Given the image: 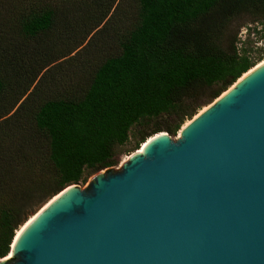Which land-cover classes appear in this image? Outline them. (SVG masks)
I'll use <instances>...</instances> for the list:
<instances>
[{"label": "trees", "instance_id": "16d2710c", "mask_svg": "<svg viewBox=\"0 0 264 264\" xmlns=\"http://www.w3.org/2000/svg\"><path fill=\"white\" fill-rule=\"evenodd\" d=\"M116 1L10 0L0 8V259L32 202L43 206L66 187L116 167L118 149L132 138L134 152L159 132L174 136L264 59L263 53L250 60L241 27L230 32L241 16L264 30V0H135L136 26L84 92L29 111L38 76L75 49L39 64L30 42L67 28L76 33L66 23L86 10L80 45L108 23Z\"/></svg>", "mask_w": 264, "mask_h": 264}, {"label": "water", "instance_id": "95a60500", "mask_svg": "<svg viewBox=\"0 0 264 264\" xmlns=\"http://www.w3.org/2000/svg\"><path fill=\"white\" fill-rule=\"evenodd\" d=\"M65 189L1 264H264V67L180 139Z\"/></svg>", "mask_w": 264, "mask_h": 264}, {"label": "rangeland", "instance_id": "374dc122", "mask_svg": "<svg viewBox=\"0 0 264 264\" xmlns=\"http://www.w3.org/2000/svg\"><path fill=\"white\" fill-rule=\"evenodd\" d=\"M5 1L10 2V0H0V8L5 5ZM117 2L118 0L115 5ZM135 5V0H121L117 8H113L109 14L111 18L108 23H105L107 21L105 20L103 24H101L95 32L87 36L80 45H77V42L84 37L83 27L85 22H89V19H84L86 17V10L79 11L66 23V26L72 29L77 26V28L74 29L76 33H71L72 30H68L67 28L61 31L62 34L64 33L62 36L56 35L32 40V42H30L31 47L36 53L33 59L39 64L41 62H49L62 52H66V55L71 47L75 49L72 50L70 55L61 59L57 58V61L49 67L50 70L45 76H42V78V74L38 76L34 85L28 92L29 94L34 90L30 100L29 111H34L46 99L79 97L89 85L91 78L100 64L108 57L118 53L122 38L136 26ZM20 7L21 6L17 7V10L20 9ZM1 15L4 17L3 13H1ZM239 28L243 31H240L238 35L240 40L244 42L242 47L249 53L250 60L255 63L264 53V30L260 25L252 23L248 16H241L235 20L231 26V34H234ZM246 28L251 29L252 34L250 36L246 35ZM255 28L256 30L254 31ZM40 78L42 81L37 85ZM24 99L25 98H23V100ZM23 100H21V102ZM200 109L196 110L195 115ZM26 110H28V107H26L25 111ZM187 120L190 119H186L184 123ZM179 131L174 136L165 133L172 141H176ZM146 132H148V130ZM135 144L136 140L132 138L126 146L118 149L119 163L116 167L100 171L92 175L85 184L82 183L77 186L85 191L97 175L121 170V163L135 148ZM37 204V202L31 203L27 212L30 214L28 217H31L42 207Z\"/></svg>", "mask_w": 264, "mask_h": 264}, {"label": "bare ground", "instance_id": "6f19581e", "mask_svg": "<svg viewBox=\"0 0 264 264\" xmlns=\"http://www.w3.org/2000/svg\"><path fill=\"white\" fill-rule=\"evenodd\" d=\"M264 67V59L262 61H260L259 63H257L252 69H250L248 72H246L245 74L242 75L241 78H239L237 80L236 83H234L231 87H229L225 92H223L218 98H216L211 104H209L208 106L203 107L202 109H200L198 111V113L196 115L193 116L192 119L187 120L181 127L179 133H178V137L177 139H180L183 134L185 133V131L195 122L197 121L201 116H203L205 113H207L213 106H215L216 104H218L221 100H223L229 93H231L237 86H239L243 81H245L247 78H249L250 76H252L253 74H255L258 70H260L261 68ZM168 135L165 132H159L151 137H149L143 144H141V146L139 147V149H137L136 151L130 153L129 155L126 156L125 160L121 163H125L128 162L133 156L134 154L142 149L143 147L147 146L148 144L155 142L159 139H163V138H167ZM67 189H65L64 191H62L61 193H59L58 195L54 196L53 198H51L48 202H46V204H44L38 211L37 213H35V215L29 217V219L19 228V230L16 232L15 237L13 239V242L11 244L10 247V252L9 254L5 257L0 259V264L7 261L10 257H12L13 252H14V248L16 245L17 240L21 237V235L26 231V229L31 225V223L36 219V217L41 213V211L46 207V205H48L50 202H52L53 200H55L56 198H58L59 196H61V194H63Z\"/></svg>", "mask_w": 264, "mask_h": 264}, {"label": "built area", "instance_id": "2783aa9c", "mask_svg": "<svg viewBox=\"0 0 264 264\" xmlns=\"http://www.w3.org/2000/svg\"><path fill=\"white\" fill-rule=\"evenodd\" d=\"M247 31V30H246ZM241 32H243V31H241Z\"/></svg>", "mask_w": 264, "mask_h": 264}]
</instances>
